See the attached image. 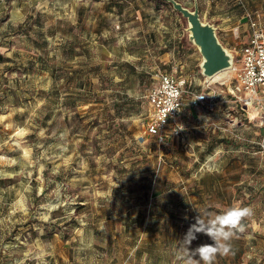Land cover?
<instances>
[{
	"label": "rangeland",
	"instance_id": "374dc122",
	"mask_svg": "<svg viewBox=\"0 0 264 264\" xmlns=\"http://www.w3.org/2000/svg\"><path fill=\"white\" fill-rule=\"evenodd\" d=\"M197 1L239 63L264 0ZM188 28L166 0H0V264H180L195 217L235 204L253 215L214 264H264V91L236 102ZM162 71L186 80L166 138L145 131Z\"/></svg>",
	"mask_w": 264,
	"mask_h": 264
},
{
	"label": "built area",
	"instance_id": "2783aa9c",
	"mask_svg": "<svg viewBox=\"0 0 264 264\" xmlns=\"http://www.w3.org/2000/svg\"><path fill=\"white\" fill-rule=\"evenodd\" d=\"M248 21L250 37L241 50L239 63L229 68L234 75L228 85L235 101L247 105L259 101L260 92L264 91V26L250 14ZM185 84V79L173 73L162 71L158 74V83L147 95L152 111L146 133L166 138L170 131L180 133L183 130L181 117L185 110ZM173 89L179 92V96L173 95ZM218 94L216 91L197 93L192 98V107H202L211 113L219 103Z\"/></svg>",
	"mask_w": 264,
	"mask_h": 264
},
{
	"label": "clouds",
	"instance_id": "9594fccd",
	"mask_svg": "<svg viewBox=\"0 0 264 264\" xmlns=\"http://www.w3.org/2000/svg\"><path fill=\"white\" fill-rule=\"evenodd\" d=\"M173 95L179 96V92L173 89ZM251 215L252 207L240 204L230 206L223 213L214 216L211 213L203 216L199 213L180 240L176 260L180 264H214L218 255L227 256L232 252L231 240L238 232L245 230L242 222ZM198 234L209 237L211 243L193 248L192 242L198 239Z\"/></svg>",
	"mask_w": 264,
	"mask_h": 264
},
{
	"label": "water",
	"instance_id": "95a60500",
	"mask_svg": "<svg viewBox=\"0 0 264 264\" xmlns=\"http://www.w3.org/2000/svg\"><path fill=\"white\" fill-rule=\"evenodd\" d=\"M166 1L188 19L190 40L199 48L203 57L202 73L207 77H213L231 68L234 57L220 41L216 26L202 19L198 1H195L194 9L184 6L178 0Z\"/></svg>",
	"mask_w": 264,
	"mask_h": 264
},
{
	"label": "bare ground",
	"instance_id": "6f19581e",
	"mask_svg": "<svg viewBox=\"0 0 264 264\" xmlns=\"http://www.w3.org/2000/svg\"><path fill=\"white\" fill-rule=\"evenodd\" d=\"M229 70V69H228ZM220 72L218 73V74H216L215 76H213V77H209V78H213V79H217L219 76H220Z\"/></svg>",
	"mask_w": 264,
	"mask_h": 264
},
{
	"label": "trees",
	"instance_id": "16d2710c",
	"mask_svg": "<svg viewBox=\"0 0 264 264\" xmlns=\"http://www.w3.org/2000/svg\"><path fill=\"white\" fill-rule=\"evenodd\" d=\"M2 58H3V55L0 54V59H2Z\"/></svg>",
	"mask_w": 264,
	"mask_h": 264
},
{
	"label": "crops",
	"instance_id": "0c3cea01",
	"mask_svg": "<svg viewBox=\"0 0 264 264\" xmlns=\"http://www.w3.org/2000/svg\"><path fill=\"white\" fill-rule=\"evenodd\" d=\"M249 30H250V27H249ZM224 45V44H223Z\"/></svg>",
	"mask_w": 264,
	"mask_h": 264
}]
</instances>
